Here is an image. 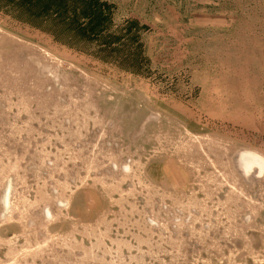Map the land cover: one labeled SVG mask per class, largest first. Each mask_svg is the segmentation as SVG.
I'll return each mask as SVG.
<instances>
[{
  "label": "rangeland",
  "instance_id": "374dc122",
  "mask_svg": "<svg viewBox=\"0 0 264 264\" xmlns=\"http://www.w3.org/2000/svg\"><path fill=\"white\" fill-rule=\"evenodd\" d=\"M104 1L136 67L0 0V264H264V0Z\"/></svg>",
  "mask_w": 264,
  "mask_h": 264
},
{
  "label": "trees",
  "instance_id": "16d2710c",
  "mask_svg": "<svg viewBox=\"0 0 264 264\" xmlns=\"http://www.w3.org/2000/svg\"><path fill=\"white\" fill-rule=\"evenodd\" d=\"M30 23L47 20L60 38L93 43L99 42L101 52L109 59L111 52L131 67L142 61L140 28L126 22L113 32L114 6L104 0H16ZM142 58V59H141Z\"/></svg>",
  "mask_w": 264,
  "mask_h": 264
}]
</instances>
